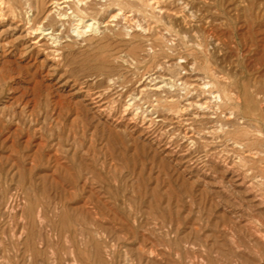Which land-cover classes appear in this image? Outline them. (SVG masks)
Wrapping results in <instances>:
<instances>
[{
  "label": "rangeland",
  "instance_id": "rangeland-1",
  "mask_svg": "<svg viewBox=\"0 0 264 264\" xmlns=\"http://www.w3.org/2000/svg\"><path fill=\"white\" fill-rule=\"evenodd\" d=\"M0 264H264V0H0Z\"/></svg>",
  "mask_w": 264,
  "mask_h": 264
},
{
  "label": "bare ground",
  "instance_id": "bare-ground-1",
  "mask_svg": "<svg viewBox=\"0 0 264 264\" xmlns=\"http://www.w3.org/2000/svg\"><path fill=\"white\" fill-rule=\"evenodd\" d=\"M164 3H165V2H164ZM154 5H155V4H154ZM157 6H158V5H157ZM67 7H68V6H67ZM121 12H122V11H121ZM121 12H120V13H121ZM128 12H129V11H128ZM130 14H131V13H130ZM127 15H128V14H127ZM115 19H116V18H115ZM79 20H80V19H79ZM77 22H78V20H77ZM84 22H85V21H84ZM95 22H96V21H95ZM149 22H150V21H149ZM79 23H80V21H79ZM134 24H135V23H134ZM150 24H151V23H150ZM30 25H31V24H30ZM75 25H76V24H75ZM82 26H86L87 28H90V27H92V23H89V22H88L86 25L84 24V25H82ZM136 27H137V26H136ZM92 28H94V27H92ZM74 29H76L75 31H76L77 33H80L78 27H77V28H74ZM84 29H85V28H84ZM35 31H36V30H35ZM35 31H34V32H35ZM92 31H93V30H92ZM71 32H72V31H71ZM76 32H75V33H76ZM48 33H49V32H47V33L45 32V35L48 34ZM50 33H51V32H50ZM53 33H54V32H53ZM75 33H74V34H75ZM77 33H76V34H77ZM92 33H93V32H92ZM42 34H44V33H42ZM45 35H44V36H45ZM50 35H51V34H50ZM50 35H49V36H50ZM77 35H78V34H77ZM56 40H57V39H56ZM55 43H56V42H55ZM148 77H149V76H148ZM110 81H111V80H110ZM152 81H153V80H152ZM225 91H226V90H225ZM217 94H218V93H217ZM201 96H202V95H201ZM215 97H216V96H215ZM97 98H98V97H97ZM169 98H170V97H169ZM172 99H173V98H172ZM132 100H133V99H132ZM188 101H189V100H188ZM129 102H130V101H129ZM154 103H155V102H154ZM152 104H153V103H152ZM155 104H156V103H155ZM137 107H138V106H137ZM190 107H191V106H190ZM152 109H153V108H152ZM179 109H180V108H179ZM183 112H184V111H183ZM242 120H243V119H242ZM240 127H241V126H240ZM198 135H199V134H198ZM255 195H256V194H255Z\"/></svg>",
  "mask_w": 264,
  "mask_h": 264
}]
</instances>
